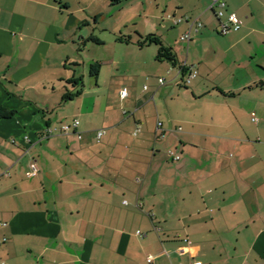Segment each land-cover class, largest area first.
<instances>
[{
    "label": "crops",
    "instance_id": "0c3cea01",
    "mask_svg": "<svg viewBox=\"0 0 264 264\" xmlns=\"http://www.w3.org/2000/svg\"><path fill=\"white\" fill-rule=\"evenodd\" d=\"M111 1L0 0V114L14 113L0 118V264H264V0H218L242 23L225 36L217 0H115L128 19L103 31L112 45L132 37L119 49L133 68L112 72L109 88L101 70L93 91L63 103L79 41L93 30L109 44L89 24ZM187 19L203 24L189 42ZM149 34L186 75L158 62L156 46L138 47ZM240 58L251 76L224 70ZM74 120L70 134L46 135Z\"/></svg>",
    "mask_w": 264,
    "mask_h": 264
},
{
    "label": "rangeland",
    "instance_id": "374dc122",
    "mask_svg": "<svg viewBox=\"0 0 264 264\" xmlns=\"http://www.w3.org/2000/svg\"><path fill=\"white\" fill-rule=\"evenodd\" d=\"M122 7V8H121ZM126 8V6H122V4H118L117 1L113 0L111 1V3L106 7L103 8V12L100 16H98L96 19L91 20V24H89V26L91 27H96L99 25V28L102 30L101 32H97V35L99 36H103L104 39H106L107 41H109V44L107 45V47L105 46H99L98 44L94 43V42H90V41H79V45H78V53L81 54V58H79V66L75 69L77 70V73L79 76L83 77V83H84V91H93V89L96 87L97 81L92 78L89 74V70H90V65L94 62H100L102 65V80L100 81V84L102 87H107L109 88V80L111 79V73L115 72L118 73V71L121 72H125V71H130V68H133L132 66H128L127 63L129 62L127 60L128 57V53L125 51V49H119L121 48V46L123 45H127L124 43H119L117 42V39L120 36H130L124 33H120L118 32L116 34V42L117 44H121L120 45H112L111 41H110V35H108L109 33H104L103 30H109V29H113L114 27H116L118 22H123L126 21V19H128L127 17V13L123 12V9ZM101 9V7H99V10ZM122 9V12L120 11ZM137 25L139 26L141 25L140 20H137ZM94 33H96V31H91V36L92 37L94 35ZM89 37V39H90ZM94 37V36H93ZM112 38V37H111ZM221 38V37H220ZM125 48V47H122ZM115 58L117 61H119L121 63V65L119 66L120 70H117V67H114L112 64H106V61L110 58ZM222 59L224 60V58L222 57ZM250 61L246 60L245 58H240L239 61H237L235 64L231 63L230 61H228L226 59L225 63H226V67H224V70L230 69L231 71H234L236 73V75H239L241 78L242 77H248L252 75V72L256 70L254 65H249L248 63ZM251 63V62H250ZM256 63V62H254ZM241 66L240 68L237 69L236 72V67ZM146 70L151 71L152 68L149 67H144ZM136 69H139V67H136ZM117 70V71H116ZM164 74H161L159 77L161 78V80H163V85L165 84H171L172 83V73L170 72H162ZM85 77V78H84ZM224 79L223 75H219L216 74L215 75V80L217 81V84L220 85V87H228L225 86L226 83H222L221 79ZM225 81V80H224ZM231 83V82H230ZM257 85L262 86V82H256ZM232 84V83H231ZM162 85V86H163ZM147 86L148 87V83H143L141 84V88L139 89L138 93H143L145 92V90H147ZM126 89L128 92V96H130L131 93V89L128 85L122 86L121 90ZM259 93V92H258ZM262 93H259L258 97H256L255 99H257L259 102H262V106H261V110H264V92L263 95H261ZM130 97L128 99H126V102H130ZM119 100H116V102H118ZM119 106H121L120 104H118ZM122 110H129L126 106H123Z\"/></svg>",
    "mask_w": 264,
    "mask_h": 264
},
{
    "label": "built area",
    "instance_id": "2783aa9c",
    "mask_svg": "<svg viewBox=\"0 0 264 264\" xmlns=\"http://www.w3.org/2000/svg\"><path fill=\"white\" fill-rule=\"evenodd\" d=\"M210 9L212 11H214L216 17L219 19L220 21V34L225 36L228 35L232 32H238L240 30L241 27V21L238 18V16L235 13H227L226 12V4L221 2V1H214L211 6ZM182 20H178L176 23H180ZM188 25H189V29L188 31L181 37L182 41H191L192 40V36L194 33H198L202 27L203 24L197 20H186ZM197 75V72H192L189 76V80L187 83H190V79L195 78ZM162 85H163V80L160 79L159 81ZM121 97L127 98L128 97V92L126 89L122 90L121 92ZM253 121L257 122L258 119L255 117V115H253ZM79 126V121L78 120H74L71 124H64L62 125L59 129L58 128H47L46 129V135L51 136L54 134H61V135H68L72 132L73 129H77ZM158 126L160 127L161 124L159 123ZM107 130L105 129H101L97 131V140L101 141L104 136L106 135ZM140 133V130L135 131L134 136H138V134ZM171 156H174V160L179 161L181 159V157L179 155L175 156L172 152L169 153ZM38 167L36 166V164H32L30 166V171L28 172L27 176L32 178V177H36L38 175ZM127 204V203H126ZM4 226V223L0 222V227ZM186 246L181 247L179 250L181 252V254L185 255L190 253V247H191V243L188 240H185ZM153 257H149L148 258V262L151 263L153 261ZM198 264V263H197Z\"/></svg>",
    "mask_w": 264,
    "mask_h": 264
},
{
    "label": "trees",
    "instance_id": "16d2710c",
    "mask_svg": "<svg viewBox=\"0 0 264 264\" xmlns=\"http://www.w3.org/2000/svg\"><path fill=\"white\" fill-rule=\"evenodd\" d=\"M139 39L137 40V45L139 48H144L147 46H151L154 45L157 47L158 52H157V56H156V60L158 62H167L169 63L173 68L175 69H179L180 72L183 75L187 74V69L183 66L180 65V62L178 60V57L176 55V53L173 51V49H171L170 47L166 46L165 43L162 41L161 37L155 34H149L146 36H138ZM90 41V42H94V43H98V39L95 37H90V39L88 40H84L81 39V41ZM132 41V37L131 36H120L117 39V42L119 43H124V44H128L131 43ZM79 66V64H75V63H70L69 61L66 62V68L71 69L73 72H75L76 68ZM102 70V65L100 62H94L90 65V70H89V74L92 78H94L96 81L99 79L100 73ZM68 85H70L73 89L70 90H66L65 94L62 97V102L63 103H68L71 101H74L76 98L80 97L84 91V83H83V77L82 76H72L71 79H69L66 82ZM12 115H14L13 112H11L10 114L6 115V116H1L0 114V118L2 117H11Z\"/></svg>",
    "mask_w": 264,
    "mask_h": 264
}]
</instances>
